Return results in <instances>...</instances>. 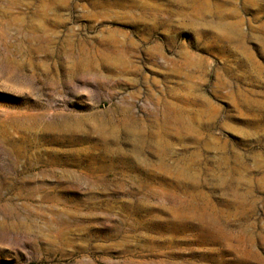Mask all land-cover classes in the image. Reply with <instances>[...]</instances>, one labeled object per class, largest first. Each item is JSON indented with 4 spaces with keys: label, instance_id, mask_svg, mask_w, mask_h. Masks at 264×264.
I'll return each instance as SVG.
<instances>
[{
    "label": "rangeland",
    "instance_id": "obj_1",
    "mask_svg": "<svg viewBox=\"0 0 264 264\" xmlns=\"http://www.w3.org/2000/svg\"><path fill=\"white\" fill-rule=\"evenodd\" d=\"M0 65V264H264V0H0Z\"/></svg>",
    "mask_w": 264,
    "mask_h": 264
},
{
    "label": "bare ground",
    "instance_id": "obj_2",
    "mask_svg": "<svg viewBox=\"0 0 264 264\" xmlns=\"http://www.w3.org/2000/svg\"><path fill=\"white\" fill-rule=\"evenodd\" d=\"M123 58V57H122ZM122 61V60H121ZM124 62V61H123ZM122 63V62H121ZM7 66V65H6ZM3 66H1L0 65V72L2 71V68ZM11 68V67H10ZM6 69H8V68H6ZM12 71V70H11ZM13 73V72H12ZM1 74V73H0ZM3 74H5L4 72H3ZM11 76H12V74H11ZM128 116V115H127ZM127 119V118H126ZM127 123V122H126ZM51 125V124H50ZM110 128V127H109ZM107 130V129H106ZM250 239H252V238H250ZM259 252V251H258ZM259 254V253H258ZM258 254H256V255H258Z\"/></svg>",
    "mask_w": 264,
    "mask_h": 264
}]
</instances>
